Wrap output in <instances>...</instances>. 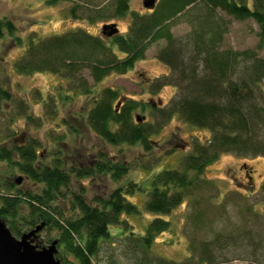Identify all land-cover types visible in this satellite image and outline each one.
<instances>
[{"label": "trees", "instance_id": "16d2710c", "mask_svg": "<svg viewBox=\"0 0 264 264\" xmlns=\"http://www.w3.org/2000/svg\"><path fill=\"white\" fill-rule=\"evenodd\" d=\"M54 1L47 0L48 3ZM146 11L130 12L127 0H114L110 16L128 12L130 23L124 33L118 30L111 36L93 35L80 28L43 38L33 33L26 39L25 49L13 68L21 75L49 72L64 79L75 94L88 93L92 91V84L106 75L131 69L143 58L152 42L163 39L165 44L157 51L156 58L176 72L178 81L187 77L189 84L180 87L176 80L166 78L154 84L158 87L168 82L178 87L170 108L165 114L161 110L160 115L168 120L177 114L185 123L210 132L205 143L196 140L189 143L191 150L181 159L178 168L161 169L151 176L145 190V209L168 215L185 199L193 198L191 193L199 183L195 179L221 153L264 157V107L252 102L251 96V85L264 79V55L258 56L261 46H257V50L225 48L227 20L223 17L226 15L237 21L252 19L259 26L261 42L264 40V0H156L154 7ZM188 11L199 13L195 15L197 25L192 24L188 41L181 46L170 27ZM70 12L73 14L74 8ZM96 17L102 16L97 14ZM15 32L16 27L10 19H0V38L5 33L12 36ZM14 41L19 45L24 43L18 36ZM199 65L202 76L194 77ZM186 68L194 75H186ZM87 78L93 83L87 84ZM58 94L60 99L68 98L62 97L60 91ZM12 99L9 90L0 82V116L2 103ZM53 100L52 96L45 99L50 103ZM136 106L132 99L123 100L118 96L116 89L103 87L85 112L84 120L94 134L110 145L138 142L148 150L155 143L149 136L156 134L162 123L146 122L142 116L141 120H136L131 115ZM27 119L33 118L28 114ZM41 121L40 117L36 119V126H40ZM9 140L11 146L7 147ZM54 140L60 141L62 137ZM39 147L40 142L35 138L24 137L23 132L18 134L11 127L0 131V162H5L8 170L21 174L14 182H5L0 188V218L15 236L44 222L41 231L55 230L57 234L52 239L48 236L46 242L58 240L60 250L56 258L62 264H93L101 241L126 237L119 235L127 226L124 215L138 213L137 206L126 196L142 189L138 183L129 182L115 187L107 197L93 195L90 201L84 196V188L68 196L63 190L68 187L71 174L81 179L104 173L116 182L125 176L129 167L123 161L113 162L105 151L99 150L93 155L92 164L66 168L59 156L61 150L57 148L49 159L39 155L36 150ZM192 172L194 178H190ZM20 176L41 187L38 191L16 189L14 183L17 184ZM57 201L69 202V206L60 207ZM192 216L199 220L203 212L194 210ZM113 226L120 227L116 234L111 232ZM24 227L27 230L21 231ZM170 227L168 220L154 217L142 235H133L136 233L131 230L132 236L125 238L130 253L128 258L133 260L130 264H204L212 260L215 264L217 260L232 259L264 264V220L259 227H234L225 235L215 234L214 254L211 253L212 242L207 241L199 250L208 254L197 257L198 247L191 242V253L180 261L164 259L151 252L155 237ZM219 257L222 258L219 260ZM108 264H116L112 256Z\"/></svg>", "mask_w": 264, "mask_h": 264}, {"label": "rangeland", "instance_id": "374dc122", "mask_svg": "<svg viewBox=\"0 0 264 264\" xmlns=\"http://www.w3.org/2000/svg\"><path fill=\"white\" fill-rule=\"evenodd\" d=\"M127 1L130 12H147L142 0ZM71 8H74L73 14L70 12ZM195 9L197 10L198 6ZM113 10L114 0H55L52 3H48L47 0H0V19H10L16 27V32L12 36L5 33L0 38V82L9 90L13 98L2 103L0 131H5L8 126L18 134L23 132L24 137L35 138L40 142V147L36 149L39 155H45L49 159L58 148L61 150L59 156L65 162L66 168L71 165L92 164L93 155L99 150L105 151L113 162L123 161L129 168L125 176L118 181L115 182L104 173L81 179L71 174L70 183L63 191L69 196L70 192L77 193L80 188H84L86 191L84 196L90 201L93 195L107 197L115 187L136 182L142 190L128 194L126 199L137 206L138 213L124 215L127 226L119 235L130 237L131 230L136 233L133 235H142L150 220L161 217L168 220L171 227L155 237L151 246L153 254L164 259L180 261L191 253V242H194L198 247L196 256H206L208 252L199 250V247L207 241L212 242L211 253L214 254L215 234L225 235L234 227L247 225L259 227L263 223L264 157L237 155L233 152L221 153L204 168L203 174L195 179L199 183L191 193L193 198L185 199L168 215L146 211L145 190L151 176L161 169L178 168L181 159L191 150L192 144L189 143L195 140L205 143L210 135L208 129L187 124L177 114L172 115L168 120H164L160 115L161 110L164 114L167 112L178 92V87L168 82L158 87L154 84L157 81L163 82L164 78L176 80L180 87L189 84L187 77L185 80L179 78L178 81L176 72H172L165 63L156 58L157 51L165 44L163 39L152 42L144 51L143 58L137 60L126 72L110 73L97 83L87 78V84L93 83L92 91L88 93L75 94L69 90L64 79L49 72L21 75L13 68L15 60L25 49L26 39L33 33L43 38L80 28L100 36L102 24L109 22L115 23L118 30L124 33L130 23L129 13L113 17L110 16ZM97 14L102 17L97 18ZM197 14L188 11L172 23L170 30L181 46L188 41L192 26L197 25L195 19ZM223 17L227 20L225 48L239 51L257 50V46H261L257 50L258 56L264 55V40L259 41V26L252 19L237 21L226 15ZM15 36L22 38L24 43L17 44L14 41ZM200 66L194 72L196 73L194 77L202 76ZM184 73L189 76L194 75L188 73L187 68L184 69ZM103 87L116 89L118 96L123 100L130 98L137 103L131 112L133 118L142 116L146 122L162 123L159 131L149 136L155 141L150 149H144L138 142L133 145L123 143L110 145L89 129L84 115ZM251 88L252 102L264 107V79L254 86L251 85ZM58 91L62 97L68 96V98L60 99ZM49 96L54 98L52 103L45 101ZM28 114L33 118L32 120L27 119ZM39 117L42 118V124L36 126V119ZM59 136L62 140L53 141V138ZM9 142L10 140L6 141L7 147L11 146ZM6 166L5 162H0V188L5 182H14V178L21 175L16 171L8 170ZM194 177L195 174L192 172L190 178ZM14 184L16 189L21 191H38L41 187L24 176H20L19 182ZM57 205L67 208L69 202L57 201ZM194 210L202 211L203 217L198 218L199 220L193 218ZM119 229V226H113L111 232L116 234ZM25 230L27 227L22 228L21 231ZM48 233L46 229L40 231L34 243L44 246L48 244L46 242L48 236L51 239L57 236L55 230L47 235ZM125 238L101 241L100 249L93 257V264H108L110 256L114 258L116 264L133 262L128 258L130 253L126 249L128 241ZM57 248L60 250L59 247ZM60 258L62 260V257ZM220 258L222 257H219V260ZM229 258L230 255L227 256V259ZM204 264H214V260ZM215 264L256 263L232 259L217 260Z\"/></svg>", "mask_w": 264, "mask_h": 264}, {"label": "water", "instance_id": "95a60500", "mask_svg": "<svg viewBox=\"0 0 264 264\" xmlns=\"http://www.w3.org/2000/svg\"><path fill=\"white\" fill-rule=\"evenodd\" d=\"M155 1L142 0V4L145 8L151 9L154 7ZM117 31L115 23H105L101 26V34L106 36H111ZM136 120H141V117L136 116ZM16 182L18 183L19 179ZM43 226L44 222H41L16 237L7 227L6 222L0 218V264H62L56 258L57 239H53L44 246L34 243Z\"/></svg>", "mask_w": 264, "mask_h": 264}, {"label": "flooded vegetation", "instance_id": "af4514ba", "mask_svg": "<svg viewBox=\"0 0 264 264\" xmlns=\"http://www.w3.org/2000/svg\"><path fill=\"white\" fill-rule=\"evenodd\" d=\"M109 23H111V22H109ZM105 24V23H104ZM103 25V24H102ZM154 104V103H153ZM182 147H184V145L182 146ZM247 176H248V178H250V175L249 174H247Z\"/></svg>", "mask_w": 264, "mask_h": 264}]
</instances>
